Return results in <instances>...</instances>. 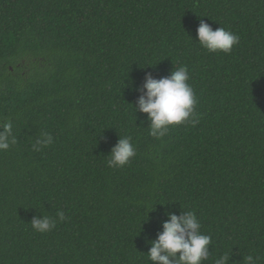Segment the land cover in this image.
Wrapping results in <instances>:
<instances>
[{
	"label": "trees",
	"instance_id": "trees-1",
	"mask_svg": "<svg viewBox=\"0 0 264 264\" xmlns=\"http://www.w3.org/2000/svg\"><path fill=\"white\" fill-rule=\"evenodd\" d=\"M203 19L240 37L198 44ZM195 40V41H193ZM187 66L198 123L149 134V73ZM133 104V105H131ZM0 264H151L166 212L197 215L227 254L264 264V0H0ZM41 132L54 142L33 145ZM119 137L137 156L109 168ZM66 219L48 233L40 215Z\"/></svg>",
	"mask_w": 264,
	"mask_h": 264
},
{
	"label": "clouds",
	"instance_id": "clouds-1",
	"mask_svg": "<svg viewBox=\"0 0 264 264\" xmlns=\"http://www.w3.org/2000/svg\"><path fill=\"white\" fill-rule=\"evenodd\" d=\"M192 39V38H191ZM198 44L211 53L230 54L239 44L240 37L226 30L224 27L215 30L203 19L197 28ZM193 40V39H192ZM195 41V40H193ZM196 42V41H195ZM187 66L177 68L167 77L154 78L150 73L146 75L143 85L138 89L140 96L133 105L136 113L147 114V127L150 136L162 139L169 128L191 122L198 123L195 107L197 98L191 85ZM54 138L47 132H41L34 151H41L49 147ZM17 143L13 125L8 122L0 125V151H7ZM137 151L130 137H119L117 144L107 156L109 168H123L135 157ZM167 219L162 224V231L155 240H149L147 254L151 264H203L209 260V248L212 237L202 233V225L193 211L182 210L180 215L166 212ZM66 219L63 211L57 212L56 217L40 215L33 218L31 226L34 231L44 234L57 227L58 222ZM258 258L248 255L244 257V264H256ZM231 258L223 254L215 258L214 264H230Z\"/></svg>",
	"mask_w": 264,
	"mask_h": 264
}]
</instances>
